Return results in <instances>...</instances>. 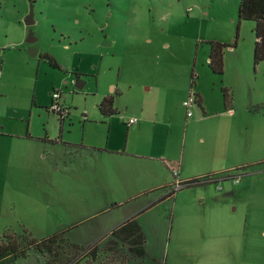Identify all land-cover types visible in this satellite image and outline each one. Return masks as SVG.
Here are the masks:
<instances>
[{
	"label": "rangeland",
	"instance_id": "374dc122",
	"mask_svg": "<svg viewBox=\"0 0 264 264\" xmlns=\"http://www.w3.org/2000/svg\"><path fill=\"white\" fill-rule=\"evenodd\" d=\"M239 3L0 0V123L8 132L42 138L17 142L0 136V237L6 229L25 228L41 238L70 227L73 242L99 241L106 219L122 221L143 204L145 196L133 195L143 175L134 176L129 167L110 168L86 151L67 153L63 142H98L96 146L106 149L127 144L128 154L146 143L144 148L156 146L171 157L168 160L178 161L182 180L200 181L177 190L148 213L158 218L160 211L165 217L159 218L166 223L162 253L137 261H206L207 245L198 240L214 233L204 220L205 210L207 214L219 206L214 199L222 191L217 181H202L218 178L231 162L198 140L204 128L187 129L186 120L201 110L195 103L186 116L183 102L190 93L205 96L209 106L226 89L242 99L264 93V61L253 62L254 23L239 20ZM31 6L35 21L27 25ZM30 29L36 37L35 55L27 41ZM210 41L226 44L221 74L209 66ZM42 53L53 56L59 68L48 65ZM77 79L84 81L82 88L76 86ZM54 90L70 107L63 121L47 109ZM108 94L114 95L119 111L111 117L98 110ZM134 116L145 118L141 128L126 124L125 119ZM225 172L231 177L241 173L237 167ZM223 204L228 208L230 203ZM124 253L126 248L121 257ZM9 264L45 263L30 254ZM258 264H264V256L258 257Z\"/></svg>",
	"mask_w": 264,
	"mask_h": 264
},
{
	"label": "crops",
	"instance_id": "0c3cea01",
	"mask_svg": "<svg viewBox=\"0 0 264 264\" xmlns=\"http://www.w3.org/2000/svg\"><path fill=\"white\" fill-rule=\"evenodd\" d=\"M230 93L228 102H224L223 96H218L210 103V106L205 96L195 95L196 104L201 113L196 111V115L190 121L186 120L187 129L188 127H200L206 130L198 136L201 143H209L217 154L223 153L231 162L227 168H224L225 170L219 173L218 178H214L218 182L217 190L222 191L214 200L221 206L219 204L214 211L211 210L207 214L205 210L204 220L208 222L214 233L198 240L201 245H207L208 250L205 254L207 260H199L201 264H258V257L263 258L264 256V245L258 244L259 241L264 243V93L249 94L243 99L239 98L234 91ZM129 118L125 119L127 125ZM144 121L145 118H137L135 124L138 123L141 128ZM109 125L111 127V122ZM5 126L6 124L2 121L0 136L11 140L19 142L41 138L33 137L28 132L24 135L20 132H8ZM126 132L129 134L128 128ZM43 136L47 137V134ZM90 142L84 144L85 142L81 141L79 144L83 143L88 147H102L96 146L100 144L98 142ZM63 143L66 152L70 153L66 146L70 142ZM143 145L149 146L146 143ZM126 146L127 144L115 148H102L94 152L86 150V153L89 152L88 154L93 156L91 158L109 163L110 168L121 166L127 169L129 167L133 168L134 176L143 175V179L137 187H134L133 195L134 197L145 196V198L141 206L137 208L135 206L131 210L130 216L165 196L167 186L172 183L169 174L171 167L177 164L179 177L180 169L178 161L168 160L171 157L160 149L154 148L156 146L150 145L149 149L144 146L141 149L136 147L131 151L132 154L125 153ZM244 166L248 167L240 169V174H233V176H240L238 183L230 181L227 185L221 184L220 181L230 179L229 177L232 176L225 172L227 169ZM219 186H221L220 189ZM225 200L230 203L228 208L223 204ZM164 201L157 202V204L164 203ZM155 205L140 214L138 218L146 235L145 247L148 255L156 254L157 251L162 253V241L166 229L165 221L159 219L161 216L165 218L160 211H156L158 218L148 217V213L154 210ZM230 205H234L232 209ZM119 221L113 217L110 220L106 219V222L102 223L104 234ZM73 240L80 241L78 238H73ZM151 241L154 243L152 246L149 244ZM130 258L127 264L144 263V259L137 261L140 259Z\"/></svg>",
	"mask_w": 264,
	"mask_h": 264
},
{
	"label": "trees",
	"instance_id": "16d2710c",
	"mask_svg": "<svg viewBox=\"0 0 264 264\" xmlns=\"http://www.w3.org/2000/svg\"><path fill=\"white\" fill-rule=\"evenodd\" d=\"M238 18L239 20H250L254 23L255 42L253 62L256 65L264 61V0H240ZM209 43V66L213 71L221 74L223 73V50L226 44L218 41H210ZM40 57L44 58L45 62L51 67L59 68L53 56L42 53ZM230 96L229 90H223L224 102H228ZM54 102L55 99L52 96L51 105ZM51 105L47 109L53 111ZM61 105L63 110L65 108H69L70 110V107L65 103ZM98 110L105 117L118 114L119 111L114 106V95L108 94L103 96L98 103ZM69 113L70 111L64 112V114L56 112L61 121L65 120L69 116ZM66 146L69 152H77L78 150L94 152L102 150L99 147H88L83 143H67ZM246 167L248 166L237 168L244 169ZM194 180L200 181L199 179H193L188 180V182H194ZM175 193L176 190L166 193L165 196L159 198L157 201L126 217L108 230L99 241L89 245H82L71 241L68 237L70 227H63L41 238L33 236L25 228H20L19 231L6 229L0 237V264L12 263L30 254L36 255L45 264H117V260H119L118 263L127 264L131 259L130 257L143 258L147 255L145 247L146 235L138 220L139 215L157 204V202H161ZM101 242H104L103 246L99 245ZM125 248L126 253L121 257L120 251H123Z\"/></svg>",
	"mask_w": 264,
	"mask_h": 264
},
{
	"label": "built area",
	"instance_id": "2783aa9c",
	"mask_svg": "<svg viewBox=\"0 0 264 264\" xmlns=\"http://www.w3.org/2000/svg\"><path fill=\"white\" fill-rule=\"evenodd\" d=\"M52 96L53 98L55 99V102L51 105V108L54 112H61L62 114H64V112H68L70 111L69 108H65L63 110V107H62V103L57 100L58 97L60 96V92H58L57 90L56 91H53L52 92ZM197 101V98L194 94H190L188 99L184 100V105L186 106V109H187V115L190 116L192 114L191 112V108L193 105H195ZM137 122V118L133 117V118H129L127 120V123L128 124H134ZM171 172H172V176L174 178L173 182L167 187L166 189V193H170L174 190H179L189 184H191L192 182H188L185 181V180H182L180 179L179 177V170H178V166L177 164L173 165L171 167ZM233 183H238L240 181V176L239 175H235L234 177H229ZM210 181H216V179L214 178H209V179H205L204 181L202 182H210ZM194 182H197V180H194ZM199 182V181H198ZM219 189L221 188V186L218 187Z\"/></svg>",
	"mask_w": 264,
	"mask_h": 264
},
{
	"label": "water",
	"instance_id": "95a60500",
	"mask_svg": "<svg viewBox=\"0 0 264 264\" xmlns=\"http://www.w3.org/2000/svg\"><path fill=\"white\" fill-rule=\"evenodd\" d=\"M34 21L35 20H34V17H33V8L31 6L30 12L25 17V22H26L27 25H32L34 23ZM35 40H36V37H34V34H33L32 30L30 29L27 41L29 42V44H31L30 45L31 55H35L37 53V48L34 47V45H33ZM108 42H110V41L108 40ZM83 83H84V81L82 79H77L76 86L79 87V88H82L83 87Z\"/></svg>",
	"mask_w": 264,
	"mask_h": 264
}]
</instances>
